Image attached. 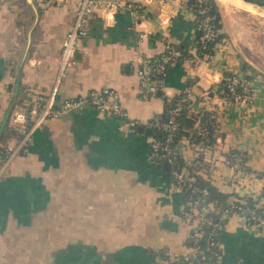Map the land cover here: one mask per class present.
Masks as SVG:
<instances>
[{"label":"crops","instance_id":"0c3cea01","mask_svg":"<svg viewBox=\"0 0 264 264\" xmlns=\"http://www.w3.org/2000/svg\"><path fill=\"white\" fill-rule=\"evenodd\" d=\"M119 1L113 18L101 8L89 15L78 56L60 75L76 2L0 0V135L17 100L31 108L33 120L23 147L6 161L0 157V264H155L168 252H187L190 227L182 211L190 203L171 170L153 161L152 129L137 126L151 127L165 98L188 86L193 111L206 108L208 95L220 116L214 142L181 138L185 161L202 163L199 172L230 199L264 201V74L229 37L199 55L195 15L185 0H139V15L125 6L131 0ZM168 43L186 45L189 56L170 65L162 94L144 98L135 58ZM227 71L252 76L253 100L209 93ZM95 88L113 89L127 115L82 106L36 123L46 101L60 107ZM6 134L10 147L19 146ZM231 151L239 153L233 161ZM221 246V264H264V226L233 213Z\"/></svg>","mask_w":264,"mask_h":264},{"label":"built area","instance_id":"2783aa9c","mask_svg":"<svg viewBox=\"0 0 264 264\" xmlns=\"http://www.w3.org/2000/svg\"><path fill=\"white\" fill-rule=\"evenodd\" d=\"M66 1L70 0H57L58 3H64ZM73 1L76 2L77 6L76 14L74 23L67 33L62 48V54L60 58V75L63 74L65 67L76 58L78 41L87 32V21L89 15L97 8H101L105 10V15L107 17L113 18L117 12V9L122 5L121 1L119 0ZM141 5H143V3L139 0H131L125 4V6L128 7V9H130L134 15L138 14L136 7ZM197 5H199L198 13L205 16L198 24L196 22V27L202 28L203 32L200 36V39L203 43V47H207L208 42L215 40L217 37V31L212 23L214 16L208 14L209 7L206 5V0H200ZM180 54L181 52L179 49L171 48L167 54H164L160 58L154 57V55L149 56L146 54H139L135 58L137 63V74L140 78V92L142 97L150 98L152 96H156L158 91L161 88L163 89L164 81L163 83L158 82L156 76L157 74H163L166 77L169 71V63L172 61L173 57H177ZM183 92V96L170 108L168 119L164 121H156V125L165 133L164 138H153L151 141V155L153 157L161 156L165 158L166 161L170 162L171 166L173 165L176 158V150L175 146L173 145L175 131L177 130L178 126L176 117L192 94L191 86H188ZM254 95L255 83L252 76L250 74H240L235 72L232 74L229 82V93L224 96L219 95V97L225 101L238 100L249 102L253 100ZM203 101L204 107L212 111V116L216 121H218L220 116L218 111L219 107L215 98L207 95ZM82 106H91L101 112L116 116L127 115L125 107L118 99L117 93L113 89L95 88L90 89L84 94L67 97L60 107H54L53 99L46 101L37 117L36 123L42 122L49 116H61L70 111L72 108ZM28 118L27 111L24 107L17 108L12 112L11 121L15 128L26 133L25 136L20 139L19 146H8V158L17 153V151L23 147L24 143L27 141L31 130H26ZM133 125H135V123H133ZM197 133L200 135H205L207 133L206 127L200 124L197 128ZM171 173L176 185L181 189H186V184L188 183L187 168L184 166L181 169H174ZM201 189L205 194L208 192L207 188L205 187L200 188V190ZM209 209L210 206L207 205L202 207L201 210L193 208L192 210L184 209L182 211L183 217L190 227L189 233L187 235L191 239V243H187L188 251L184 253L168 252L165 254L161 262L155 264H207L206 257L208 249L211 251L209 259H211V257H215L216 260L221 261L222 252L215 247L216 245H219V242L215 239V236L217 237L221 235L223 229L225 228L228 216L233 213L241 214L247 219L252 220V223H255L259 226H264V213H259L254 208L238 204L234 201H231L230 205L225 208L220 216V219L218 220H213L212 217L207 215ZM205 225L212 226L209 234L207 235V247L203 246L201 243Z\"/></svg>","mask_w":264,"mask_h":264},{"label":"trees","instance_id":"16d2710c","mask_svg":"<svg viewBox=\"0 0 264 264\" xmlns=\"http://www.w3.org/2000/svg\"><path fill=\"white\" fill-rule=\"evenodd\" d=\"M187 5L191 8L195 15V19L197 24L202 20V18L205 15H200L198 13V7L197 5L200 0H186L185 1ZM205 5V4H204ZM206 5L209 7L208 14L213 15L212 23L214 25V28L217 31V37L215 40L208 42L207 47H203V43L201 42L200 36L203 32L201 27H197L196 31V38H195V47L199 55H205L208 53L214 52L217 44L224 41L226 37H228L227 32L223 28V22L221 17V11L217 0H206ZM137 12L139 15L143 12V5L136 7ZM198 13V14H195ZM171 48L179 49L181 54L177 57H173L172 61L169 63L170 65L175 61H182L185 59L186 56H189V53L187 51L186 45H182V43H168L165 47V49L157 54L154 55V57L160 58L164 54H167ZM248 66L249 63L245 61L244 66ZM232 72L227 71L225 73V77L218 83V85L212 86L210 88L209 93L212 94V92H217L219 95L224 96L227 93H229V82L232 76ZM158 82L163 83L165 76L163 74H157L156 76ZM190 81V80H189ZM192 84V83H191ZM162 91V88L160 89ZM159 90V91H160ZM159 91L157 95L159 94ZM184 92H180L176 96L172 98H165V108L164 110L157 114L155 117H153L151 122V129H152V135L154 138H164V131L159 128L156 125V121H164L168 119L169 117V110L173 106L174 103H176L182 96ZM22 101H16L13 105L10 113V119L6 123V129L5 131L0 135V157L1 160L6 161L8 159V143L6 142L7 139V132H11L12 135L16 136L19 140L22 139L25 136L24 131H19L17 128H15L14 124L11 121V115L14 110L20 107H24L21 105ZM27 111V115L30 118V109L24 107ZM213 112L206 108H201L198 111H193L191 109V100L186 101L184 104V107L180 110L179 114L176 117V121L178 123L177 130L175 131V138L173 145L175 146L176 150V158L174 160L173 165L171 166L170 170L171 172L174 169H181L184 166H187L190 169H193L192 172L187 175L188 183L186 184V189H182L184 193V198L186 202H189L190 204L185 208V210H192L193 208H197L198 210H201L202 207L209 205L210 209L207 213L210 217L213 218V220L220 219L221 214L225 210L226 207H228L231 203V201H234L238 204H242L247 207L254 208L259 213H264V201H261V197H253L250 195L247 196H237L234 197V199H230L231 193H227L223 190H221L216 184L213 183L212 179L209 177H205L203 173L199 172L200 169H202V163L198 165L197 161L192 163V165H188L185 161L181 149H180V140L183 138V136H189L190 140L194 142H204L207 141V143H212L215 141V132L217 128V122L212 116ZM33 124L32 119H28L26 124V130L30 129V127ZM202 124L206 127L207 133L205 135H200L197 133V128L199 125ZM136 125V124H135ZM239 153L237 151H231L230 159L233 161V158L235 156H238ZM152 156V155H151ZM243 158V157H242ZM152 159L155 163L163 165L166 161L165 158L161 156H152ZM246 169H250L247 165L244 166ZM207 188L208 192L205 194L203 193L202 189L200 188ZM195 188V189H194ZM264 196V195H263ZM230 216V215H229ZM228 216V217H229ZM228 219V218H227ZM248 221L252 222V220L247 219ZM227 222V221H226ZM212 226L205 225L204 226V233L203 237L201 238V243L203 246H208L207 241V235L209 234L210 229ZM225 229V228H224ZM223 229V231H224ZM222 231V233H223ZM222 233L219 236H215V239L219 242V245H216V249H219L221 252H223L222 246H221V237ZM191 243V239L189 236L186 238V244ZM210 250L207 251V257L206 262L207 264H221V261L216 260L215 257L210 258ZM215 260V261H214Z\"/></svg>","mask_w":264,"mask_h":264},{"label":"rangeland","instance_id":"374dc122","mask_svg":"<svg viewBox=\"0 0 264 264\" xmlns=\"http://www.w3.org/2000/svg\"><path fill=\"white\" fill-rule=\"evenodd\" d=\"M223 28L249 63L264 74V6H249L243 0H217Z\"/></svg>","mask_w":264,"mask_h":264},{"label":"water","instance_id":"95a60500","mask_svg":"<svg viewBox=\"0 0 264 264\" xmlns=\"http://www.w3.org/2000/svg\"><path fill=\"white\" fill-rule=\"evenodd\" d=\"M247 2H251L254 5H258V6H264V0H244ZM76 56H78V53L76 52ZM159 94H162V91H159ZM132 127H136V125H132ZM138 130L143 132H147V133H151V128L150 127H145L143 125H138L137 126ZM164 168L170 169L171 168V164L169 161H165V163L163 164Z\"/></svg>","mask_w":264,"mask_h":264},{"label":"bare ground","instance_id":"6f19581e","mask_svg":"<svg viewBox=\"0 0 264 264\" xmlns=\"http://www.w3.org/2000/svg\"><path fill=\"white\" fill-rule=\"evenodd\" d=\"M244 1V0H243ZM244 2H246L249 6H251V7H255L254 6V4H252L251 2H247V1H244ZM226 5V4H225Z\"/></svg>","mask_w":264,"mask_h":264}]
</instances>
